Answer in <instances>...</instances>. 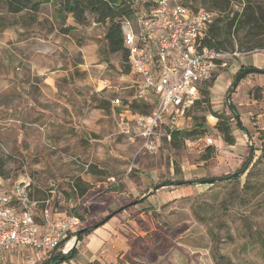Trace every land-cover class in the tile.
<instances>
[{
	"label": "rangeland",
	"instance_id": "rangeland-1",
	"mask_svg": "<svg viewBox=\"0 0 264 264\" xmlns=\"http://www.w3.org/2000/svg\"><path fill=\"white\" fill-rule=\"evenodd\" d=\"M186 1L230 19L237 14L240 19L248 6L264 9V0ZM236 27L232 38L235 48L240 49L234 35ZM63 30L51 4L44 5L38 15H11L6 0H0V98L7 96L6 82L11 80V73L15 75L10 56L19 68L16 72H24L23 53L28 48L22 39L30 38L36 44L38 36L48 34L46 59L69 62L74 67L91 62L96 66V78L112 87L108 96L121 100L116 111L124 116L116 120V112L109 119L114 124L105 134L108 147L97 138L88 142V147L77 149V135L69 136L75 128L51 131L56 123L50 122L43 131L34 126L36 120L27 118L18 123L5 117V112V116L0 115V165H5V175L14 182L22 175L30 176L33 200H49V207L59 209L64 217L77 216L81 224L75 232L94 229L81 238L74 232L52 257H65L60 264H264V163L259 161L264 154V138L260 139L264 132L244 138L237 118L233 119L236 141L230 145L216 129L217 115L232 116L230 104L241 126L255 122L256 110L246 107V101L251 99L253 88L261 87L257 93L264 102V75L250 74L229 93L236 79L233 67L241 60H227L215 74L210 94L201 95L200 103L179 124L183 132L197 128L196 133L173 140L170 129L163 125L155 131L151 144L136 128V115L148 113L150 108L138 105V112L134 111L135 90L115 95L116 88L127 87L121 78L129 66L122 63L124 52L108 54L106 27L89 18L69 37ZM12 32L16 37L9 41ZM28 57L37 60L35 55ZM72 74L78 79L84 77L79 69ZM248 78L257 79L252 80L250 90ZM22 88L23 92L30 90L26 83ZM99 103L95 108L101 107ZM203 128L207 129L204 133ZM210 147L215 152L207 159ZM251 154L253 163L240 173ZM236 173L239 176L232 180L202 183ZM32 255L26 252L27 257ZM50 259L35 260V264H47ZM20 264L28 262L23 258Z\"/></svg>",
	"mask_w": 264,
	"mask_h": 264
},
{
	"label": "built area",
	"instance_id": "built-area-1",
	"mask_svg": "<svg viewBox=\"0 0 264 264\" xmlns=\"http://www.w3.org/2000/svg\"><path fill=\"white\" fill-rule=\"evenodd\" d=\"M148 1L151 3L147 7L135 1L139 10L133 20L123 22L122 29L129 65L140 78L139 93L151 95L154 101L149 114L137 115L136 128L153 144L152 136L160 126L179 129L185 114L201 100L202 87L227 65V60L243 55L204 45L214 13L193 11L183 0ZM113 104L118 106L121 100ZM207 142L213 144V139ZM2 150L7 151L5 147ZM31 186L28 175L16 182L0 178V252L21 256L25 251L32 252V257L23 258L35 264V260L51 258L81 222L75 215L52 219L47 207L42 219L49 228L41 233L35 213L38 203L31 198Z\"/></svg>",
	"mask_w": 264,
	"mask_h": 264
},
{
	"label": "crops",
	"instance_id": "crops-1",
	"mask_svg": "<svg viewBox=\"0 0 264 264\" xmlns=\"http://www.w3.org/2000/svg\"><path fill=\"white\" fill-rule=\"evenodd\" d=\"M70 25H75L72 18L68 19L66 26ZM21 32L23 33V31ZM63 35L69 37L70 34L63 33ZM15 37L16 36L12 32L7 40L10 41V39H14ZM46 38L50 39L51 37L48 36V34L38 36L36 44H32L30 38L25 39L26 41L22 39L23 46L28 48V51L23 53V57L25 58L23 59L24 62H22L24 74L16 72L19 68H17V64L15 65L13 62L14 57L10 56L11 61L9 64H12V71L15 69V75L11 73V77L9 76L11 80L6 82V89L8 90L7 96L0 98V115H6L5 117L11 118V122L18 123L27 121V118H29L30 121L36 120L34 126L41 128L43 131L47 129L46 124L50 122L56 123V127L51 131L61 130L60 127H69L71 130L75 128L76 131H73V133L71 132L69 136L72 135L75 137L77 135V139H79L76 143L77 149L83 146L88 147L89 145L87 143H91L93 139L97 138L101 140V144L104 147H108L109 141L105 134L109 132L107 129H110L111 124H114L111 123L112 121L109 119L111 116H116L114 114H116V109L120 106H115L113 101L119 98L115 97L112 99L111 96H108L109 90H112V87L108 85V81L102 82L99 77L96 78L97 76H95V73H97V70H94L96 66H92L91 62L87 61L74 67L72 63L69 62L62 63L60 60L46 59ZM54 43H58V41ZM29 55L37 56V60L28 57ZM240 60V65L233 67V74L237 75L241 69L250 67L264 70V51L257 52L251 56H243ZM128 66L129 72L121 78L122 81L126 83L127 87L121 90L116 88L117 93L114 91L113 93L119 95V93L127 89L135 90L136 94L135 96L133 95L132 102L137 105H142L143 107H149L148 113H142L143 115L149 114L154 106L153 98L151 95L149 97L140 95L138 90L140 78L135 75L131 66ZM74 69H79L80 74L84 75L83 79H78V77L76 78L73 76L72 72ZM247 77L244 79H247ZM252 80L255 81L257 79L248 78L247 81H249L251 85L249 84L250 86L247 87V90H250L251 86L254 85ZM25 83L30 87L29 92H23L22 87ZM261 83H264V78H261ZM99 91H102L101 95ZM138 94L140 96H138ZM99 97L104 100L102 105L98 102ZM246 102V107H253V109L256 110L255 114L257 117L254 119L255 122L249 121L244 124V128L253 137L259 134L258 131L264 132V102L255 101L253 99H248ZM98 103L101 107L95 108L98 107ZM3 112L6 114L4 115ZM107 112L110 115H106ZM117 113L116 120H118L119 117L123 118L124 115L119 114V112ZM117 125H120L119 122ZM183 129L184 127L179 130ZM243 136L245 138L247 135ZM36 202L38 203L35 211L37 223L40 226V232L44 234L49 228V224L42 219L45 208L48 207L51 211L52 219H56L59 216L64 217V215L59 209L49 207V200ZM26 252L29 251L22 253V256L0 252V262L3 264L6 262L9 264H20L23 256H26Z\"/></svg>",
	"mask_w": 264,
	"mask_h": 264
},
{
	"label": "trees",
	"instance_id": "trees-1",
	"mask_svg": "<svg viewBox=\"0 0 264 264\" xmlns=\"http://www.w3.org/2000/svg\"><path fill=\"white\" fill-rule=\"evenodd\" d=\"M135 1H139L140 6L147 7L151 2L148 0H6V10L7 13L11 15H20V14H32L38 15L41 13L42 7L47 4H51L54 7L55 16L58 18L60 23L64 28V34H70L72 31L78 29V27L85 26L89 22V18L93 20L94 23L106 27V32L104 40L106 43V48L108 54H116L124 52V58L122 63L129 65L128 52L124 47V37L122 25L125 20H133L136 16L137 11L139 10L136 6ZM183 3L188 6L193 11H206L215 14V20L210 29L208 30L205 38L204 45L210 49L217 50L219 52L234 53L238 52L243 56L253 54L254 52L264 51V9L263 8H251L248 6L241 18L238 19V14L230 19L229 17H222L220 12L211 11L205 9H198L193 4L183 0ZM214 8H220L215 6ZM69 18L73 19L75 25L66 26ZM237 25V27H236ZM234 35L237 36L238 43H240V49L235 48V42L232 38L233 28H235ZM242 33H245L244 36H241ZM127 69V68H126ZM247 68H243L239 73L244 71ZM238 73V74H239ZM237 74V75H238ZM236 75V76H237ZM215 80L214 78L207 83L201 89L202 96H208L210 94V87L213 86ZM262 89L261 87L253 88L249 97L255 101H262V97L257 93ZM263 90V89H262ZM234 92V89H230L229 93ZM200 101L196 104L198 105ZM195 105V106H196ZM194 106V107H195ZM193 107V108H194ZM134 111L138 112V105H133ZM192 108V109H193ZM191 109V110H192ZM190 110V111H191ZM230 110L232 116L226 115H217V131L222 135L223 140L230 144L234 145L236 138L233 134L231 128V121L239 117L235 107L230 104ZM142 111H140L141 113ZM188 113V112H187ZM186 113V114H187ZM185 114V115H186ZM238 129L242 131L245 135L250 137L249 132L243 127L238 126ZM197 128L191 132H183L182 130H170L171 137L173 140H179L184 135L192 136L196 133ZM207 130L203 128V132ZM259 134L262 131H258ZM264 138L263 135L260 136V139ZM207 152L209 159L215 152L213 147L208 148ZM253 156H249L247 162L243 164L240 173L244 171L247 166H251ZM259 161L264 163V154L259 158ZM5 165H0V178L10 179L11 176L5 175L4 173ZM221 181L228 180V177L221 178ZM192 182H190L191 184ZM200 183V182H199ZM216 183V181L214 182ZM213 183V184H214ZM85 214H89L85 211ZM82 220L83 216H79ZM94 229L91 230H81L77 233L78 238L82 236L90 235ZM65 257H51L47 264H60L65 261Z\"/></svg>",
	"mask_w": 264,
	"mask_h": 264
},
{
	"label": "water",
	"instance_id": "water-1",
	"mask_svg": "<svg viewBox=\"0 0 264 264\" xmlns=\"http://www.w3.org/2000/svg\"><path fill=\"white\" fill-rule=\"evenodd\" d=\"M250 74H258V75H264V70H261V69H258V68H254V67H250V68H247L245 69L244 71H242L241 73H239L237 76H236V79L233 83V89H236L238 87V85L241 83V81L249 76ZM237 121H238V125L241 126V122L239 120V117H237ZM239 176V174H233L232 176H229L228 177V180H232V179H235ZM222 179H210V180H203L202 183L203 184H213L215 181H221ZM104 224V223H103Z\"/></svg>",
	"mask_w": 264,
	"mask_h": 264
},
{
	"label": "bare ground",
	"instance_id": "bare-ground-1",
	"mask_svg": "<svg viewBox=\"0 0 264 264\" xmlns=\"http://www.w3.org/2000/svg\"><path fill=\"white\" fill-rule=\"evenodd\" d=\"M73 245V242L70 243L69 247Z\"/></svg>",
	"mask_w": 264,
	"mask_h": 264
}]
</instances>
